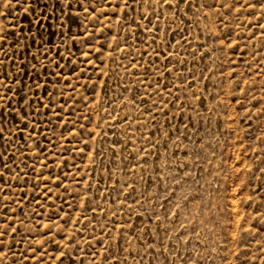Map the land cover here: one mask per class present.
<instances>
[{"label": "rangeland", "instance_id": "rangeland-1", "mask_svg": "<svg viewBox=\"0 0 264 264\" xmlns=\"http://www.w3.org/2000/svg\"><path fill=\"white\" fill-rule=\"evenodd\" d=\"M39 2L53 17L43 49L31 13L0 0V225L11 242L0 264H264V0L239 12L244 0H94L95 14L74 0L71 16L67 0ZM44 83L58 94L46 98ZM22 108L53 143L21 137ZM37 141L46 202L45 183L33 191Z\"/></svg>", "mask_w": 264, "mask_h": 264}, {"label": "snow or ice", "instance_id": "snow-or-ice-1", "mask_svg": "<svg viewBox=\"0 0 264 264\" xmlns=\"http://www.w3.org/2000/svg\"><path fill=\"white\" fill-rule=\"evenodd\" d=\"M73 2L74 0H67V7H68V10H69V16H71V10L73 8ZM106 3L109 4V6H111V3H112V0H105ZM122 2L127 5L129 3V0H122ZM164 2H168V0H164ZM16 3L18 5V7L22 8L24 14H25V19L28 18V14L31 13L33 19L35 20V27L37 28V33L35 36H32L31 37V42L33 45H35L36 43V40L37 38L40 39L41 41V44H40V49H43L45 47V45H51L52 42L49 40V41H45L44 38H43V34L39 31V29L43 28L44 27V24H45V20H48L49 22L52 21L53 17L51 15H48V12H47V7L48 5L46 4L45 5V8L43 11H40V12H37V9L40 7V2L39 0H16ZM75 3L78 4L79 8H80V11H81V14H88V13H92V14H95L96 11H97V7L99 6L98 4H96L94 2V0H75ZM177 3H181V0H177ZM61 0H55L54 2V10L55 8H61ZM88 5L87 7L85 5ZM25 6H28V10L27 11H24V7ZM169 6L171 7V5L169 4ZM230 7H233L232 5H230ZM257 7V5L251 3V0H244V3L241 5L240 8H237L236 10L239 12L241 10H244L245 8L247 9H255ZM116 8L119 9V2L116 3ZM261 9H264V6H261ZM135 10V9H133ZM251 13H254V11H250ZM61 14L62 11H61ZM126 14V13H125ZM104 16H107V13L104 12L103 13ZM88 16L85 15V19H87ZM97 19H99L97 17ZM258 19H264V17H261V18H258ZM14 20L16 21V23L14 24V27L16 28H20V25H19V17H15ZM55 20H56V24L58 27L61 26V21H60V16H56L55 17ZM51 23L48 24V27L51 28ZM259 27H264V25H258ZM87 30V29H86ZM20 31L21 33H23L24 29L23 28H20ZM70 31V30H69ZM29 34H31V28L29 29ZM0 35H3V34H0ZM13 35H15V32H13ZM61 35V44H63L64 42V33L63 31H61L60 33ZM94 35V33H93ZM25 40L28 39L27 36L24 37ZM68 39L72 41V44L73 46H76V39L75 37H73L71 34L68 36ZM81 39H83L85 41V45L88 46V41L89 39H91V36L88 37V38H85L83 36H81ZM7 40V37L5 36L3 40H0V43H3ZM20 43V40L19 38L16 39L15 41V44H19ZM54 47V45H53ZM103 50H104V46L102 45L100 49H97V51H99L101 53V55L103 54ZM49 51H51V48H49ZM159 54V53H158ZM85 55H90V53H85ZM55 56L56 57H60V60H54L53 61H49V63H54V66L56 69H60L61 68V61L64 59L62 56H61V53L59 50L56 51L55 53ZM41 59L43 60H47L48 57H47V53H44V55L41 57ZM97 59H99V57H97ZM32 60H37V57L36 56H32ZM73 62V57H72V54H71V51L69 50V57H68V64H71ZM13 63L15 64V61H13ZM0 64H4V60L3 59H0ZM100 65H97V67H99ZM36 70V65L33 64L32 65V71L35 72ZM73 71H81L83 72L84 70L83 69H73ZM43 72L44 74L46 75L48 72H49V68L47 65L44 66L43 68ZM5 75H7V72L4 73ZM52 75L53 76H56L57 73L56 72H52ZM62 75V74H61ZM15 82V80H14ZM4 82L2 80H0V84H3ZM22 83V82H21ZM42 82L37 79L35 81V84H34V87L35 85H38V84H41ZM70 83V81H69ZM23 87H28V85L24 84ZM43 88H44V96L47 98V97H50L51 95H57L58 93H51L48 91V85L47 83H44L43 84ZM8 92H11L12 91V88L9 87L7 89ZM20 92L21 90H18L16 92V96H20V103H24L25 101H28V107H32V105L35 104V100H31L29 101L28 99V94H24L23 96L20 95ZM37 95H39V90H37ZM7 99V96L6 95H0V119H5V116H4V111H3V108H4V105L2 104V101ZM51 103V102H50ZM259 106V104L257 105V107ZM46 106L41 102L39 104V108H45ZM7 108L11 109L12 108V103L11 101H9L8 105H7ZM38 109L37 108H32V114L35 115L37 113ZM20 113H21V116L23 117V124H22V127L18 129V132L20 133L21 137H23V132L24 131H28L29 133V138H32L34 135H39L41 137H43L44 140H47L48 143H53L52 140H49L48 137L44 134L43 130L40 129L39 131L37 130V127H36V124L38 123V121H34L32 122L33 123V127L29 130V119H28V116H29V113L27 112L26 109L22 108L20 109ZM261 115H264V113H261ZM9 116H11V118L16 121L17 124H20V121L17 120L16 116L12 113V112H9ZM49 123H51V120L49 121ZM6 129L3 128V127H0V140H3L4 139V133H5ZM81 135H83V133H81ZM35 147L36 149H39L40 150V153L39 155H44L45 156V160L43 161L44 163V170H41L37 176H34L32 179L34 181L33 183V191H35L36 189V184L38 182H43L45 183V191L43 193V196L45 197V202L47 201L48 198H50V193H51V189L47 186L49 181H48V178L46 177L45 175V170L48 169V166H49V161L47 159V156L45 155V152L46 150L44 149H41V145H40V142L37 141L35 143ZM89 151H91V149H89ZM99 153L97 152V155ZM7 156V153H0V166H4V167H7V162L5 160V157ZM39 156L36 157V162L33 164V167H32V172H36V163H39ZM67 166V162H65L64 165H62L61 167H66ZM27 167V165H26ZM54 171V169H53ZM17 175L20 177V179H24L25 182H27V178L20 174V173H17ZM51 175V172H49V176ZM2 177H3V174L0 173V180H2ZM52 179L56 180L57 183H56V188H61L63 186V181H61L59 179L58 176H54L52 177ZM23 188V186H21ZM67 191V189L65 188V192ZM6 198V197H5ZM63 209L61 208V211ZM11 219V218H9ZM51 219V218H50ZM70 221L66 220L65 221V224L69 223ZM9 224L7 223H4L2 225H0V228H2L3 230H0V260L2 259H6L8 253L4 251V247L9 245L11 242L9 241H6L5 240V237L8 235V232H7V229L9 228ZM11 228H12V233H13V238H14V234L18 231V229L16 228L15 225H11ZM49 231H51V229H49Z\"/></svg>", "mask_w": 264, "mask_h": 264}, {"label": "bare ground", "instance_id": "bare-ground-1", "mask_svg": "<svg viewBox=\"0 0 264 264\" xmlns=\"http://www.w3.org/2000/svg\"><path fill=\"white\" fill-rule=\"evenodd\" d=\"M122 126V125H121Z\"/></svg>", "mask_w": 264, "mask_h": 264}]
</instances>
